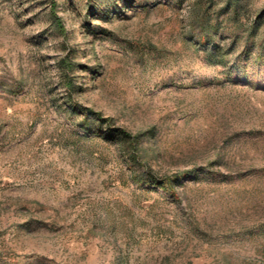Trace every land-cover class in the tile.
<instances>
[{
  "label": "rangeland",
  "instance_id": "374dc122",
  "mask_svg": "<svg viewBox=\"0 0 264 264\" xmlns=\"http://www.w3.org/2000/svg\"><path fill=\"white\" fill-rule=\"evenodd\" d=\"M245 1L0 0V264H264Z\"/></svg>",
  "mask_w": 264,
  "mask_h": 264
},
{
  "label": "trees",
  "instance_id": "16d2710c",
  "mask_svg": "<svg viewBox=\"0 0 264 264\" xmlns=\"http://www.w3.org/2000/svg\"><path fill=\"white\" fill-rule=\"evenodd\" d=\"M245 4H246V1L245 0H226V9H232V13L234 15H236L237 18H239V14L243 11V9L245 8ZM202 15L199 17V21H203V24L205 26V31L201 34L202 38L204 39L205 42H215V36L217 34V31H218V24L219 22H215V21H212V18L211 17H208L206 14V12L204 13H201ZM58 25H61L60 23H58ZM246 30V29H245ZM248 33L252 34V35H255L256 34V27L254 29H248ZM215 44V43H214ZM218 46V44H217ZM264 47V41H262L260 43V48L263 49ZM216 54L219 56L218 57V60L220 62H225V51H223L221 49L220 46L216 47ZM72 64V63H71ZM70 63H67L68 66H70L69 68L72 69L73 66L71 65ZM65 65V64H64ZM191 173V170H184V171H181L179 173H176V175L174 177H172V179H170V182L172 184H174V181L177 179V178H181L185 175H188Z\"/></svg>",
  "mask_w": 264,
  "mask_h": 264
}]
</instances>
